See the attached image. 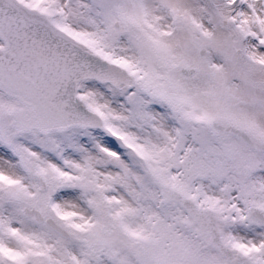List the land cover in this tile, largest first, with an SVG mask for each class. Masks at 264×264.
<instances>
[{
    "label": "snow or ice",
    "instance_id": "6c2138e0",
    "mask_svg": "<svg viewBox=\"0 0 264 264\" xmlns=\"http://www.w3.org/2000/svg\"><path fill=\"white\" fill-rule=\"evenodd\" d=\"M0 264H264V0H0Z\"/></svg>",
    "mask_w": 264,
    "mask_h": 264
}]
</instances>
